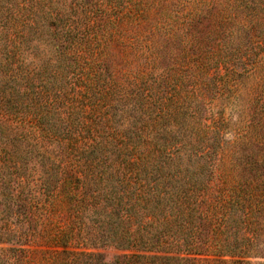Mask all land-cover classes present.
Listing matches in <instances>:
<instances>
[{
	"label": "trees",
	"instance_id": "1",
	"mask_svg": "<svg viewBox=\"0 0 264 264\" xmlns=\"http://www.w3.org/2000/svg\"><path fill=\"white\" fill-rule=\"evenodd\" d=\"M255 142L264 0H0V264H264Z\"/></svg>",
	"mask_w": 264,
	"mask_h": 264
},
{
	"label": "rangeland",
	"instance_id": "2",
	"mask_svg": "<svg viewBox=\"0 0 264 264\" xmlns=\"http://www.w3.org/2000/svg\"><path fill=\"white\" fill-rule=\"evenodd\" d=\"M120 55V51L116 49V54ZM259 80V75L256 73V75L253 73L249 79H246L245 83L238 84L236 87V90L234 91L235 97H233V100L228 103H223L224 100H219L218 102L215 103L214 108L215 109H220L222 105L225 107V114L233 119V121H237L238 123L232 126L231 132L227 134V138L232 141L233 139L236 138H245L244 140H241L245 143L241 144L240 150H237V153H246L249 149H253V143L250 144L248 143L249 140L250 142H253L254 138V131L252 129L247 128V124L240 123L241 118L244 116L245 110L249 107L250 103L252 102L253 98L256 95L257 91V81ZM246 116V114H245ZM244 116V117H245ZM249 138V139H247ZM253 140V141H252ZM264 143V142H263ZM236 145V144H235ZM256 145V142H255ZM233 146H226V149L224 150L223 154L225 156V159L232 153L231 148ZM257 148H263L264 145L259 147L256 145ZM99 251L103 254V257L107 261H111L114 257L117 255H121L124 251L117 250L114 248H103L99 249ZM128 252V251H126ZM36 259L40 256V254H36ZM31 264H36V262L32 261Z\"/></svg>",
	"mask_w": 264,
	"mask_h": 264
}]
</instances>
